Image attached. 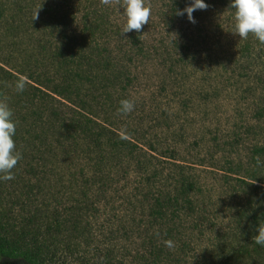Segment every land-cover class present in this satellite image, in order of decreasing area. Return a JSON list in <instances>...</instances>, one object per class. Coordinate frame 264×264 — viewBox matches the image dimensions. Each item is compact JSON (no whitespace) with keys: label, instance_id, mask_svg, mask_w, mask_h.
<instances>
[{"label":"rangeland","instance_id":"rangeland-1","mask_svg":"<svg viewBox=\"0 0 264 264\" xmlns=\"http://www.w3.org/2000/svg\"><path fill=\"white\" fill-rule=\"evenodd\" d=\"M43 1L0 0V100L13 111V140L21 154L4 193L9 197L12 191L13 197L30 182L29 188L43 190L34 200L42 214L61 211L63 244L69 247H62L57 264H143L149 238L163 252L147 264H264V248L247 256L255 228L264 222V156H255L258 164L251 160L253 147H264V43L252 34L247 39L235 34L231 0H204L208 7L192 13L194 24L176 15L175 0H145L151 14L136 32L142 54L133 56L134 80L125 98L134 110L127 116L118 110L106 115L94 95H83L86 89L79 92L82 99L53 93L71 79V64L63 60L72 45L59 41L79 29L82 7L75 0L76 15L64 11L70 23L65 33L53 16L42 14ZM100 1L123 31L124 0ZM188 2L181 1V9ZM117 37L102 46L121 69L128 48L127 40L116 45ZM243 43L250 46L242 49ZM182 45L189 49L186 57ZM19 78L25 84L20 93L14 86ZM84 120L94 124L90 135L76 131ZM126 132L141 139L140 160L113 157L107 146L99 149V143H118ZM147 141L155 151L142 144ZM97 156L104 161L95 166ZM171 163L186 166L185 174L201 189L194 200L197 217L182 219L168 236L166 226L147 223L141 200L143 192L171 182L147 184L139 171L146 166L148 172L174 174ZM95 173L110 178L99 183L103 191L91 187ZM83 194L85 202L78 201Z\"/></svg>","mask_w":264,"mask_h":264},{"label":"trees","instance_id":"trees-1","mask_svg":"<svg viewBox=\"0 0 264 264\" xmlns=\"http://www.w3.org/2000/svg\"><path fill=\"white\" fill-rule=\"evenodd\" d=\"M181 1L183 0L179 2L175 0V13L182 8ZM74 3L75 0H44L40 6L42 14L48 17L53 16L51 19L52 23L55 26L62 27L61 30L66 33L68 30L67 26L70 24L65 13L68 10L66 8H69L70 16L73 17L76 15V6ZM79 4L82 7L81 11L79 10L80 16L77 18L80 24L79 29L74 32L72 31V34L64 33L65 35L59 41V43H63L64 41L72 45L69 55H66V59L63 60L68 67L71 64V68L69 69L71 79L69 81L67 79L63 80L64 82L62 81L61 88L58 87L56 89L54 87L52 91L57 96H73L82 99L79 92L82 89H86L88 92L85 91L83 95L86 94L85 96H88L87 93L94 95V100L97 99V101L102 103L101 111L106 115L113 114L118 110L119 102L127 99L125 98L126 96H130L129 87H131L134 80L131 70L134 64L133 58L140 56V53L142 54V50L139 48L140 35L135 30L123 33L120 29H116V26L112 24L108 14L105 12L104 3H101L100 0H81ZM27 6L26 3L24 8ZM113 35L118 36L115 44L120 47V42L127 40V43H124L125 46H123L124 48H128V51L124 53L126 56L123 59L124 65L120 67L121 69L118 68L117 63H114L115 60L110 57L111 54L108 50L102 46ZM249 46L250 43H243L242 49H247ZM133 51L136 52L133 54ZM180 52L182 56L186 57L189 49L186 45H182L180 46ZM243 53L245 51H242ZM58 56H60V53ZM97 101L93 105H98ZM47 104L51 105L48 101ZM89 108L91 110L93 107L90 106ZM81 110L85 111L84 109ZM75 114L81 116L79 113ZM74 122H77L76 119H71V123L73 124ZM91 123L87 120H84L82 124L78 122L75 125L77 128L76 131L82 128V131L84 129L83 132L88 133V135L92 134L94 124L92 121ZM122 134L126 137L118 136V143L108 139L105 145L99 143V149L107 146L111 148L113 157H119V159L123 157L124 159L131 158L134 161L140 160L142 156L139 153L143 152L140 147L143 145L139 143L141 139L127 132ZM111 144L112 147L110 146ZM142 144H145L148 147L147 150H150V152L156 150L151 141ZM40 155H43L40 157H45V153H41ZM251 155L252 162L258 164V159L255 156L263 157L264 147H253ZM97 159L99 160H97V165L95 166L100 165L104 161L100 156H97ZM171 164L177 170L174 174H164V169L158 171L156 168L148 172L146 166L139 171L147 184L154 180L160 183L159 180L162 179H164L165 183L171 182L168 186L163 185V189L157 188L154 191L148 190L147 192H143L144 194L141 200L144 219L147 220L150 226H166L168 236H171L173 233L176 234V229H178L177 227L179 225L175 226V224L179 223V221L182 222V219L187 220L197 217L198 213L196 212L197 208L194 200L195 195L199 194L201 189L195 182L193 176L185 174L186 166L175 163ZM99 175L100 173H95L92 176L94 178L89 177V179L93 181L91 184L92 188L96 187L99 191H103L104 188L100 184L109 182L110 178L107 177L108 180L106 181L104 176L100 177ZM143 179H139L141 183ZM85 181L87 182V180ZM7 185H9L8 180L0 179V262L18 261L19 264H57L61 259L60 252L62 247H69V244H63L65 242L63 239L66 238V231L64 235L61 211H56V214L50 215H47L44 211L42 214L36 208L34 200L37 195L43 194V190L29 188L30 182H27L17 192H13V197L10 196L12 191L7 193L9 197L4 193L5 186ZM139 196L138 194H133L135 199L139 198ZM85 198L87 196L83 194L79 196L78 201L85 202ZM50 216H52V219H49ZM38 222H40V225ZM42 227L45 230L40 232ZM154 239H147L143 247L147 249L144 251L146 254H141L140 257L143 264H147L148 260L153 262L163 252V249L159 246V242H155ZM262 248L264 246L255 244L247 256L251 259V256Z\"/></svg>","mask_w":264,"mask_h":264},{"label":"clouds","instance_id":"clouds-1","mask_svg":"<svg viewBox=\"0 0 264 264\" xmlns=\"http://www.w3.org/2000/svg\"><path fill=\"white\" fill-rule=\"evenodd\" d=\"M108 0H105L107 3ZM233 10L234 32L240 39H247L252 34L259 42L264 43V0H231L229 5ZM208 5L204 0H189L188 4L176 11L177 16H185L189 23H195L192 13L206 10ZM38 11V10H37ZM35 13V17L37 14ZM151 14L145 0H124L123 15L125 24L123 33L135 30L140 32L143 25L148 24ZM15 90L20 93L25 89L23 78L15 81ZM134 110V104L128 99L119 102L118 112L127 116ZM16 124L13 111L6 101L0 100V179L12 180V169L21 159V154L15 149ZM256 235L252 240L256 245L264 246V222L257 224ZM169 246L171 244L169 243Z\"/></svg>","mask_w":264,"mask_h":264},{"label":"water","instance_id":"water-1","mask_svg":"<svg viewBox=\"0 0 264 264\" xmlns=\"http://www.w3.org/2000/svg\"><path fill=\"white\" fill-rule=\"evenodd\" d=\"M0 264H19L17 261H3Z\"/></svg>","mask_w":264,"mask_h":264}]
</instances>
